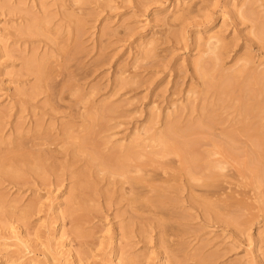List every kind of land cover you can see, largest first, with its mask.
<instances>
[{
	"label": "rangeland",
	"instance_id": "rangeland-1",
	"mask_svg": "<svg viewBox=\"0 0 264 264\" xmlns=\"http://www.w3.org/2000/svg\"><path fill=\"white\" fill-rule=\"evenodd\" d=\"M0 264H264V0H0Z\"/></svg>",
	"mask_w": 264,
	"mask_h": 264
}]
</instances>
